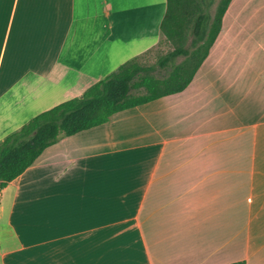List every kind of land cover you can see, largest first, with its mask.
Returning a JSON list of instances; mask_svg holds the SVG:
<instances>
[{
    "label": "crops",
    "instance_id": "0c3cea01",
    "mask_svg": "<svg viewBox=\"0 0 264 264\" xmlns=\"http://www.w3.org/2000/svg\"><path fill=\"white\" fill-rule=\"evenodd\" d=\"M166 0H0V141L161 40ZM264 264V0L191 83L62 137L0 189V264Z\"/></svg>",
    "mask_w": 264,
    "mask_h": 264
},
{
    "label": "trees",
    "instance_id": "16d2710c",
    "mask_svg": "<svg viewBox=\"0 0 264 264\" xmlns=\"http://www.w3.org/2000/svg\"><path fill=\"white\" fill-rule=\"evenodd\" d=\"M230 2L166 0L159 31L161 40L173 49L156 65L142 64L143 55L123 63L79 97L34 116L6 136L0 141V189L60 138L104 125L117 113L185 90L219 35Z\"/></svg>",
    "mask_w": 264,
    "mask_h": 264
},
{
    "label": "rangeland",
    "instance_id": "374dc122",
    "mask_svg": "<svg viewBox=\"0 0 264 264\" xmlns=\"http://www.w3.org/2000/svg\"><path fill=\"white\" fill-rule=\"evenodd\" d=\"M172 49L173 46L170 43L161 40V42H159L152 50H150L140 58L141 63L148 66L156 65L157 60L161 56L170 52Z\"/></svg>",
    "mask_w": 264,
    "mask_h": 264
}]
</instances>
